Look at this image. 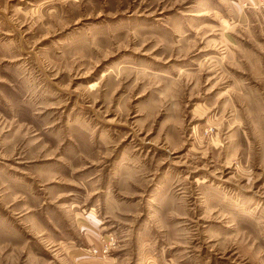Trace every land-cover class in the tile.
<instances>
[{
  "label": "rangeland",
  "instance_id": "obj_1",
  "mask_svg": "<svg viewBox=\"0 0 264 264\" xmlns=\"http://www.w3.org/2000/svg\"><path fill=\"white\" fill-rule=\"evenodd\" d=\"M0 264H264V0H0Z\"/></svg>",
  "mask_w": 264,
  "mask_h": 264
}]
</instances>
